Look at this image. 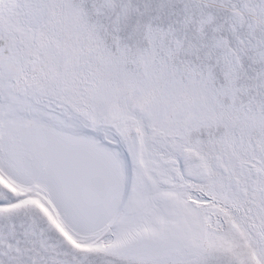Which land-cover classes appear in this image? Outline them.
I'll return each instance as SVG.
<instances>
[{
	"label": "snow or ice",
	"instance_id": "1",
	"mask_svg": "<svg viewBox=\"0 0 264 264\" xmlns=\"http://www.w3.org/2000/svg\"><path fill=\"white\" fill-rule=\"evenodd\" d=\"M0 264H264V0H0Z\"/></svg>",
	"mask_w": 264,
	"mask_h": 264
}]
</instances>
